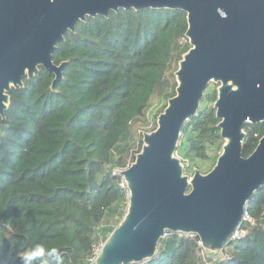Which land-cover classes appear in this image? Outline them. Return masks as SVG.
<instances>
[{"label":"trees","instance_id":"obj_1","mask_svg":"<svg viewBox=\"0 0 264 264\" xmlns=\"http://www.w3.org/2000/svg\"><path fill=\"white\" fill-rule=\"evenodd\" d=\"M186 30V13L179 9L87 17L52 53L54 64L64 63L53 87L55 75L39 67L22 87L12 88L0 116V264H25L24 255L37 247L44 254L27 264H90L93 246L126 211L112 170L124 169L140 151L153 100L174 96V72L190 48ZM207 89L182 128L176 150L182 162L204 160L214 145L216 158L221 152L216 91ZM244 131L247 157L264 122L246 123ZM245 212L254 223L244 225L225 256L210 264H264V184ZM199 251L193 238L172 233L142 264H203Z\"/></svg>","mask_w":264,"mask_h":264},{"label":"water","instance_id":"obj_2","mask_svg":"<svg viewBox=\"0 0 264 264\" xmlns=\"http://www.w3.org/2000/svg\"><path fill=\"white\" fill-rule=\"evenodd\" d=\"M159 8L186 13L190 48L156 127L142 133L140 151L119 170L129 191L126 211L93 264L147 262L166 232L194 234L215 253L243 225L248 200L264 184V133L250 155L242 153L244 125L264 122V0H0L1 117L12 88L39 67L55 75L53 87L64 63L54 64L52 53L79 21ZM211 83L224 142L209 172L187 175L176 150Z\"/></svg>","mask_w":264,"mask_h":264},{"label":"built area","instance_id":"obj_3","mask_svg":"<svg viewBox=\"0 0 264 264\" xmlns=\"http://www.w3.org/2000/svg\"><path fill=\"white\" fill-rule=\"evenodd\" d=\"M127 166H129V164ZM119 170H121V169L114 168L112 170V174L113 175H117L119 177V182H118L119 187H121L124 190L126 198H128L129 191H128L127 187H126V184H125V181H124L122 175L119 173ZM247 223L253 224L254 220L251 219V217L245 212L244 215H243V225L240 226L239 228H237L234 231V233L231 235V237H230L231 243L236 241L239 238L240 235H243L245 233L246 229L244 228V225H247ZM169 234H172V232H166L164 236H167ZM176 234L178 236H180V237H182V236L191 237V238H193L195 240L196 245L200 249L199 254L201 256V260H202L203 264H209L212 260L223 258L225 256V252L228 250V246L231 244V243L228 244V245L226 244L225 246L221 247L215 253H208V252L203 250V248L201 247L200 240L198 239V237L196 235H194V234H186V233H181V232H178ZM102 245H103V241L99 240L97 242V244H95L93 246L92 253H91L90 257H89L90 264H93V262H94L96 256L98 255Z\"/></svg>","mask_w":264,"mask_h":264},{"label":"rangeland","instance_id":"obj_4","mask_svg":"<svg viewBox=\"0 0 264 264\" xmlns=\"http://www.w3.org/2000/svg\"><path fill=\"white\" fill-rule=\"evenodd\" d=\"M212 91H217V84L211 83L209 85L207 92H212ZM165 105H167V100L165 98L159 97L153 100L151 107L147 111V120H148L147 130L143 132H148L153 130L152 129L153 125L156 124L157 117L163 111ZM137 137L138 135H136V138ZM217 153H218V146L214 145L211 149H208L207 151L208 156L204 160L195 159L193 162H189L187 159H184V161L182 162L185 165L184 173L187 175H192L194 169H198L203 174L209 172L216 162ZM176 156L179 158L182 157L180 153L179 154L176 153Z\"/></svg>","mask_w":264,"mask_h":264},{"label":"clouds","instance_id":"obj_5","mask_svg":"<svg viewBox=\"0 0 264 264\" xmlns=\"http://www.w3.org/2000/svg\"><path fill=\"white\" fill-rule=\"evenodd\" d=\"M56 249H51L49 250V254L55 253ZM44 254V249L37 247L36 249H34L31 253H27L24 255L23 257V261L25 262V264H27L28 261H30L33 257H38V256H42Z\"/></svg>","mask_w":264,"mask_h":264}]
</instances>
